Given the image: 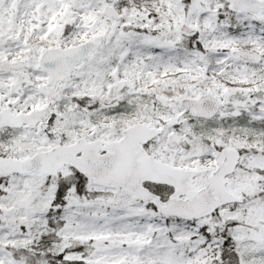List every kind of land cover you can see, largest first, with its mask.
<instances>
[{
    "label": "snow or ice",
    "instance_id": "1",
    "mask_svg": "<svg viewBox=\"0 0 264 264\" xmlns=\"http://www.w3.org/2000/svg\"><path fill=\"white\" fill-rule=\"evenodd\" d=\"M0 264H264V0H0Z\"/></svg>",
    "mask_w": 264,
    "mask_h": 264
}]
</instances>
